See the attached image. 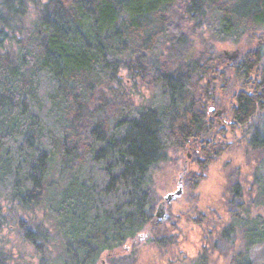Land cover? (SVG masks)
<instances>
[{
  "label": "trees",
  "instance_id": "16d2710c",
  "mask_svg": "<svg viewBox=\"0 0 264 264\" xmlns=\"http://www.w3.org/2000/svg\"><path fill=\"white\" fill-rule=\"evenodd\" d=\"M189 24L222 40L258 38L264 0H0V199L41 213L38 223L18 222L41 264L55 243L64 264L111 259L152 222L150 172L168 147L199 146L202 168L220 152L205 105L215 81L229 79L220 56H183ZM260 60L256 45L234 66L233 127L264 104ZM121 70L150 83L149 101L134 105L120 91ZM248 147L263 150L264 136L252 134ZM259 168L248 200L230 185L231 220L193 264L218 244L229 264H255L249 251L264 245V218L251 213L264 209Z\"/></svg>",
  "mask_w": 264,
  "mask_h": 264
},
{
  "label": "rangeland",
  "instance_id": "374dc122",
  "mask_svg": "<svg viewBox=\"0 0 264 264\" xmlns=\"http://www.w3.org/2000/svg\"><path fill=\"white\" fill-rule=\"evenodd\" d=\"M182 31L189 42L183 56L186 59L206 58L209 54L220 56L222 62L218 69L229 79L227 87L222 78L215 81L214 103L208 101L205 105L206 115L214 125V143L218 142L220 152L202 168L197 158L199 146L168 147L166 159L150 172L152 222L117 249L111 259L103 257L95 264H193L210 238V232L215 237V231L231 220L230 185L239 183L248 200L254 195L255 167L260 166L259 174L264 179V149L252 152L248 147L252 134L264 136V104L245 125L233 127L231 119L233 94L239 87L234 78V66L250 49L260 45L259 70H264V34L253 39L245 36L234 42L218 39L210 30L195 28L192 24L185 25ZM120 77L122 83L118 87L134 105L149 101L153 94L150 83L131 77L125 70L120 71ZM218 130L221 131L218 133ZM170 194L172 197L163 209L165 217L156 221L159 205ZM251 213L264 218L263 208L252 207ZM40 218L41 213L25 216L17 206L0 199V262L41 264L34 246L22 237L18 227L20 220L38 223ZM55 246L56 243L49 248L50 264H64ZM228 253L225 246L218 244L214 251L209 249L204 264H229ZM249 258L255 264L264 262V245H255L249 251Z\"/></svg>",
  "mask_w": 264,
  "mask_h": 264
},
{
  "label": "water",
  "instance_id": "95a60500",
  "mask_svg": "<svg viewBox=\"0 0 264 264\" xmlns=\"http://www.w3.org/2000/svg\"><path fill=\"white\" fill-rule=\"evenodd\" d=\"M172 197V194L165 197L163 203L159 205L158 213L156 214V221H159L161 218L165 217V214L163 212L165 202L169 201Z\"/></svg>",
  "mask_w": 264,
  "mask_h": 264
}]
</instances>
